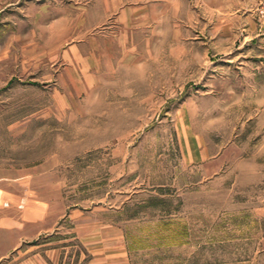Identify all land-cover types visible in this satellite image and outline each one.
Listing matches in <instances>:
<instances>
[{
	"label": "rangeland",
	"instance_id": "rangeland-1",
	"mask_svg": "<svg viewBox=\"0 0 264 264\" xmlns=\"http://www.w3.org/2000/svg\"><path fill=\"white\" fill-rule=\"evenodd\" d=\"M2 238L264 264V0H0Z\"/></svg>",
	"mask_w": 264,
	"mask_h": 264
},
{
	"label": "crops",
	"instance_id": "crops-1",
	"mask_svg": "<svg viewBox=\"0 0 264 264\" xmlns=\"http://www.w3.org/2000/svg\"><path fill=\"white\" fill-rule=\"evenodd\" d=\"M4 248L0 247V264H61L62 250L55 245H31L29 248L18 247L14 239L2 238ZM47 245V244H46Z\"/></svg>",
	"mask_w": 264,
	"mask_h": 264
},
{
	"label": "bare ground",
	"instance_id": "bare-ground-1",
	"mask_svg": "<svg viewBox=\"0 0 264 264\" xmlns=\"http://www.w3.org/2000/svg\"><path fill=\"white\" fill-rule=\"evenodd\" d=\"M27 48V47H26Z\"/></svg>",
	"mask_w": 264,
	"mask_h": 264
}]
</instances>
